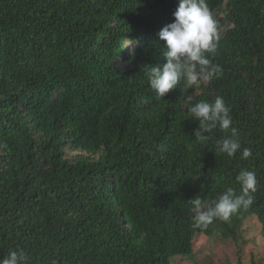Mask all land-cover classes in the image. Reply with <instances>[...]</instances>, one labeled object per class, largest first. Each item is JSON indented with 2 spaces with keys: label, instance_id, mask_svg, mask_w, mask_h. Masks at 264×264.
<instances>
[{
  "label": "trees",
  "instance_id": "trees-1",
  "mask_svg": "<svg viewBox=\"0 0 264 264\" xmlns=\"http://www.w3.org/2000/svg\"><path fill=\"white\" fill-rule=\"evenodd\" d=\"M206 3L222 72L158 99L148 72L166 62L158 33L178 0H0V258L170 264L199 235L238 242L249 217L264 235V0ZM187 96L223 97L230 129L197 140ZM231 127L230 158L216 140ZM242 169L256 174L253 204L194 228L190 200L239 195Z\"/></svg>",
  "mask_w": 264,
  "mask_h": 264
},
{
  "label": "clouds",
  "instance_id": "clouds-1",
  "mask_svg": "<svg viewBox=\"0 0 264 264\" xmlns=\"http://www.w3.org/2000/svg\"><path fill=\"white\" fill-rule=\"evenodd\" d=\"M172 15L173 22L158 33L159 41L164 42L162 56L166 62L151 67L148 72L150 88L158 99H163L182 83L190 88L222 72L206 55L216 53L218 40V22L206 0H178ZM184 103L191 117L199 122L194 135L200 142L207 141V134L217 127L225 132L230 129V108L223 97L216 96L212 103H193L192 97L187 96ZM237 135V129L231 127V136L216 140L217 151L234 157L241 150ZM251 155V150L244 148L241 158ZM235 180L240 185L239 195L229 187L211 203L199 197L190 200L194 228H207L214 220L228 221L239 210H246L253 204L257 184L255 172L242 169ZM0 264H26V256L22 251H9L0 258Z\"/></svg>",
  "mask_w": 264,
  "mask_h": 264
},
{
  "label": "rangeland",
  "instance_id": "rangeland-1",
  "mask_svg": "<svg viewBox=\"0 0 264 264\" xmlns=\"http://www.w3.org/2000/svg\"><path fill=\"white\" fill-rule=\"evenodd\" d=\"M241 234L236 243L220 234L196 236L192 257H175L170 264H264V235L255 217L244 221Z\"/></svg>",
  "mask_w": 264,
  "mask_h": 264
}]
</instances>
